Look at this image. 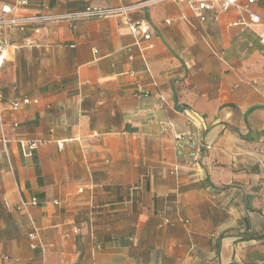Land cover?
<instances>
[{
    "label": "crops",
    "instance_id": "crops-1",
    "mask_svg": "<svg viewBox=\"0 0 264 264\" xmlns=\"http://www.w3.org/2000/svg\"><path fill=\"white\" fill-rule=\"evenodd\" d=\"M13 1L0 0V13ZM143 1L35 0L19 10L134 5L9 33L0 69L8 139L7 154L0 142V264H264L261 28L234 24L236 10L201 19L184 1ZM251 7L264 18V0ZM138 20L152 31L140 45L129 27ZM25 95L39 102L10 107ZM194 113L200 128L188 120ZM176 133L207 146L193 158ZM21 139L42 144L26 155ZM22 200L54 245L45 255L30 247Z\"/></svg>",
    "mask_w": 264,
    "mask_h": 264
},
{
    "label": "built area",
    "instance_id": "built-area-1",
    "mask_svg": "<svg viewBox=\"0 0 264 264\" xmlns=\"http://www.w3.org/2000/svg\"><path fill=\"white\" fill-rule=\"evenodd\" d=\"M160 0H145L138 5L144 6L149 5ZM184 1L188 4L192 13L205 19V11H213L215 16L218 17L221 13L228 12L230 10H236L241 14L240 18L234 22L236 25H240L242 29L246 28H255L260 26V32H257L260 38L261 43L264 46V18L256 13L252 9V4L256 0H176ZM35 0H14L11 4H4L0 13V69L3 67L7 57L8 50L11 46V41L9 33L14 29L24 30L31 24L39 22H48V21H60V20H81V19H90L98 17H108L113 15L124 14L128 12L134 5H121L119 7H100V6H86L84 9L70 11L64 14H19V10L31 6ZM170 22V21H168ZM129 27L131 32L136 38V44L140 45L139 37L143 36L146 40L151 39L152 31L150 24L146 20L130 21ZM152 46V45H151ZM150 46V47H151ZM141 91V90H140ZM148 94V92H145ZM3 94L0 93V101L3 99ZM164 100V97H162ZM39 100L37 98L25 95L19 100H13L10 103V107L14 110L20 109L23 106L30 104H37ZM201 116L194 113V115H188L189 122L197 128H200L202 125ZM13 128L19 126L18 122H13ZM176 144H181L182 142L188 143L192 147L191 156L193 158H198L200 151L203 147L207 145L200 137L196 136H187L185 134L176 133L175 134ZM0 142L4 146V151L7 154V144L8 139L4 131V123L1 120L0 123ZM22 152L26 155H32L35 150L42 144L40 139H21L19 141ZM60 148L63 146V142H58ZM177 167L174 171H177ZM6 206L9 207V203L4 198ZM37 198H32V203H37ZM19 210H24L30 218V231L28 233V238L30 242V247L32 249H40L43 255L49 252L54 245L46 244L43 241L40 228L35 224L32 219V216L29 212V203L25 200H22L19 206ZM74 233H77L78 230L74 229Z\"/></svg>",
    "mask_w": 264,
    "mask_h": 264
}]
</instances>
